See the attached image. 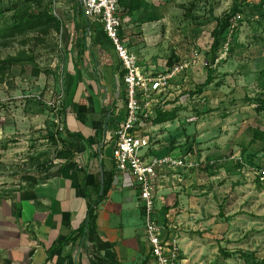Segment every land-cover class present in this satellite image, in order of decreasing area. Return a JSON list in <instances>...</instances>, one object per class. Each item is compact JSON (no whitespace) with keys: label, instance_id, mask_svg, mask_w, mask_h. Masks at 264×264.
<instances>
[{"label":"rangeland","instance_id":"rangeland-1","mask_svg":"<svg viewBox=\"0 0 264 264\" xmlns=\"http://www.w3.org/2000/svg\"><path fill=\"white\" fill-rule=\"evenodd\" d=\"M25 1L0 0L2 190L26 172L49 169L66 149L67 75L91 42L80 0L66 11L61 0L44 1L42 9L60 19V28L4 36ZM257 1L131 0V10L121 7L123 43L142 69L156 74L187 64L162 96V115L144 133L150 153L187 160L185 168L160 172L157 183L168 190L158 210L161 222L175 224L186 239L192 264H264V10L250 3ZM234 5L245 7L211 63L216 19ZM73 21L78 44L70 51L63 27ZM209 70L213 81L198 92Z\"/></svg>","mask_w":264,"mask_h":264},{"label":"crops","instance_id":"crops-1","mask_svg":"<svg viewBox=\"0 0 264 264\" xmlns=\"http://www.w3.org/2000/svg\"><path fill=\"white\" fill-rule=\"evenodd\" d=\"M62 1L58 4L66 11L71 0ZM82 13L90 24L83 8ZM78 27L75 21L63 27L70 51L78 44ZM88 33L84 58L73 62L67 75L69 106L62 137L73 155L58 158L44 171L24 173L13 188L0 189V264H155L138 186L130 174L116 169L113 158L114 120L126 116L125 70L102 26L100 37ZM105 180L110 186L99 200ZM166 190L158 182L160 219L159 198ZM89 202H95L97 241L85 236L55 245L83 226ZM180 245L183 259L178 264H192L185 258L190 251L185 238Z\"/></svg>","mask_w":264,"mask_h":264},{"label":"built area","instance_id":"built-area-1","mask_svg":"<svg viewBox=\"0 0 264 264\" xmlns=\"http://www.w3.org/2000/svg\"><path fill=\"white\" fill-rule=\"evenodd\" d=\"M80 3L88 22L100 24L111 39L125 70L126 116L124 120H114L115 167L130 174L138 186L146 238L155 264H178L180 235L175 224H164L158 216L157 180L163 170L187 167V160L176 154L150 153V139L144 128L163 109L162 96L172 89V80L187 64H176L156 74L146 72L138 57L123 43L119 0H80Z\"/></svg>","mask_w":264,"mask_h":264},{"label":"trees","instance_id":"trees-1","mask_svg":"<svg viewBox=\"0 0 264 264\" xmlns=\"http://www.w3.org/2000/svg\"><path fill=\"white\" fill-rule=\"evenodd\" d=\"M44 1L45 0H26L25 3L18 9L21 12L18 17V20L15 22V24L11 28L5 29L3 32L4 33L3 35L11 36V35H14L18 31L24 32V31L32 30V29L36 30L41 27L46 28V32L52 29L60 28L61 27L60 19H58V17L55 16L53 13H51L49 10L42 9L43 8L42 4L44 3ZM250 3L255 10L257 11L264 10V0H259L257 2H250ZM119 4H120V14H121V7H127L130 10L132 8L131 0H119ZM244 7H245L244 5H234L229 12H226L222 17H218L216 19L217 25L215 29L213 30L214 42L212 45L213 56H212V59L210 60L211 63L216 62V60L218 59L219 57L218 49L221 46L222 37L232 25L233 19L243 12ZM261 15L262 17H264V13ZM89 29L91 33H94V32L99 33L101 31V25L100 24L95 25V23L91 22L85 29L86 34H88ZM104 38L108 39V36L105 34ZM212 81H213V76H212L211 70H209L208 78L206 79L205 82L200 84L197 91L202 92L204 87L209 85ZM261 103H262L261 107L262 109H264V101H262ZM162 113L163 112L159 109L157 117L162 115ZM68 133L71 134L69 131ZM260 134H261L260 131L257 130L256 135L260 136ZM262 135H264V133ZM62 142L65 144L66 149L63 152H61V154L58 157L59 158H70L73 155L72 154L73 152L69 148V144L64 138ZM109 186H110V182L105 180L103 193L100 195L99 200L105 197L109 189ZM95 211H96L95 202H89L87 217H86V220L83 226L80 227L78 231L73 233L74 236L73 235L68 236L63 240L56 241L55 245H60L62 243L69 242L70 240L75 239L76 237H85V236H87L91 241L95 243L98 238V231H97V224H96L97 215Z\"/></svg>","mask_w":264,"mask_h":264}]
</instances>
